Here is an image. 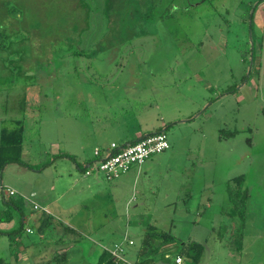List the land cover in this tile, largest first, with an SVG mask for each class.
<instances>
[{"label": "rangeland", "instance_id": "1", "mask_svg": "<svg viewBox=\"0 0 264 264\" xmlns=\"http://www.w3.org/2000/svg\"><path fill=\"white\" fill-rule=\"evenodd\" d=\"M17 121L0 264L11 244L42 264L64 226L68 264H92L96 240L129 256L148 225L201 240L200 264H264V0H0V137ZM126 129L170 148L117 181L86 175Z\"/></svg>", "mask_w": 264, "mask_h": 264}, {"label": "trees", "instance_id": "2", "mask_svg": "<svg viewBox=\"0 0 264 264\" xmlns=\"http://www.w3.org/2000/svg\"><path fill=\"white\" fill-rule=\"evenodd\" d=\"M24 125L22 121H17V126L14 129H3L0 137V171L8 164H24L22 161L23 145H24ZM156 133L165 132L158 131ZM151 135V134H150ZM136 142H133L134 144ZM87 171V170H86ZM239 177L236 181H240ZM8 203V201H7ZM236 219H239V227H244V213L234 214ZM10 219L9 222H12ZM53 219L50 216L43 218L41 229H50ZM65 227V228H64ZM64 233L58 243H63L60 247H53V253L47 259H44L42 264H68L69 250L79 242V233L69 226H64ZM2 235V234H0ZM12 237V233L7 234ZM66 238V240H65ZM15 244H18V242ZM27 247H24L26 249ZM13 244L9 248L11 255L14 258V263L17 264L20 260L22 251L12 250ZM205 252V246L198 242H183L176 238L171 232L162 231L154 225H148L146 232L141 236L138 246L135 250L134 264H158L159 261L176 264L178 256L183 258V264H200ZM170 257L167 258L166 256ZM2 261V260H1ZM4 264V263H1ZM41 264V263H40ZM92 264H124L122 261L115 258L108 250L102 249L97 254Z\"/></svg>", "mask_w": 264, "mask_h": 264}, {"label": "built area", "instance_id": "3", "mask_svg": "<svg viewBox=\"0 0 264 264\" xmlns=\"http://www.w3.org/2000/svg\"><path fill=\"white\" fill-rule=\"evenodd\" d=\"M170 148L167 135L164 133H155L147 135L134 144L118 148L116 144H112L109 151L101 156L100 151L96 150L95 155L97 160L91 163L87 167L86 175H103L108 181H116L128 174L136 168L141 166L151 157L161 154ZM9 196H15L17 194L13 189H7L3 183H0V198ZM34 209H40L38 205L34 206ZM128 241L130 246L134 245L133 240L124 239ZM115 258L124 262L126 256L124 254V248L122 244H116L114 248H106ZM167 258L170 256L167 255ZM176 264H183V258L178 256L176 258Z\"/></svg>", "mask_w": 264, "mask_h": 264}, {"label": "crops", "instance_id": "4", "mask_svg": "<svg viewBox=\"0 0 264 264\" xmlns=\"http://www.w3.org/2000/svg\"><path fill=\"white\" fill-rule=\"evenodd\" d=\"M3 130V129H2ZM162 131H164V130H161V132ZM152 131H147L146 133H144L143 135H135V134H131L130 133V131L128 130V129H126L125 131H122V132H120V134L118 135V137L115 139V140H112L111 141V143L110 144H108L106 141H101V143H102V145H104L105 146V148H103L102 150L99 148V147H97L96 149H95V152H96V150H99L100 151V154H101V156H103V155H105L108 151H109V149H110V147H111V145L112 144H116L117 146H118V148H121V147H124V146H128V145H130V144H132L133 142H137V141H139V140H141L142 138H144L145 136H147V135H150V134H155L156 132H158V131H156V132H154L153 131V133H151ZM96 156V155H95ZM97 157V156H96ZM98 159V158H97ZM91 163H89L88 164V166L90 165ZM7 168V167H6ZM6 168H4L3 170H5ZM138 170V169H137ZM137 170L136 169H134V170H132L131 172H129L128 174H126V175H134V174H136L135 172H137ZM138 171H140V170H138ZM138 174H139V172H138ZM92 176H95V178L97 179V182L99 181L100 182V175H98V176H96V175H92ZM125 176V175H124ZM123 176V177H124ZM95 179V180H96ZM121 179V178H120ZM128 180H129V178H127ZM119 180V179H118ZM117 181V180H116ZM122 182H127V181H123L122 180ZM3 185H4V183H3ZM120 185H121V188H119V189H122V184L120 183ZM17 195V194H16ZM15 195V196H16ZM44 194L43 193H41V194H39L38 193V195L36 194V192L34 191V192H32L31 194H30V196H34V197H37V196H43ZM12 197H14V196H12ZM23 198V197H22ZM24 199V198H23ZM0 200L1 201H3L4 203L6 202V198L5 197H1L0 198ZM25 200H27L28 201V198H26ZM35 205H38V204H34V206ZM39 206V205H38ZM40 207V206H39ZM233 207H231L230 209H228V211H227V213H226V215H227V217H229V218H233V219H236V218H234V216L232 215V209ZM213 223H211L212 225H211V227H212V229L215 227V221H212ZM229 225L231 226V227H235L236 225H233V224H231L230 222H229ZM145 232H146V230H145ZM144 232V233H145ZM143 233V234H144ZM142 234V235H143ZM125 238H127V237H125ZM124 238V239H125ZM186 239L187 240H183V239H181V241H183V242H191V241H194V242H200L201 240H198V239H193L191 236H189L188 238L186 237ZM131 240H133L134 241V246H133V251H131L130 253H129V256H128V254L126 255L125 254V250H124V254H125V256H126V258L127 259H129L130 260V263L131 264H134V262H135V250H136V247L138 246H136V243H137V241L135 240V239H131ZM180 240V239H179ZM92 243L98 248V251H99V253L101 252V250L103 249V247H106V248H114V246L116 245V244H118V243H115L114 244V246L113 245H111V244H109V243H105L103 240H96V241H92ZM113 246V247H112ZM132 247V246H131ZM160 262V261H159ZM163 262V261H162Z\"/></svg>", "mask_w": 264, "mask_h": 264}, {"label": "water", "instance_id": "5", "mask_svg": "<svg viewBox=\"0 0 264 264\" xmlns=\"http://www.w3.org/2000/svg\"><path fill=\"white\" fill-rule=\"evenodd\" d=\"M162 132H164V131H162ZM158 264H170V263L160 261V262H158Z\"/></svg>", "mask_w": 264, "mask_h": 264}]
</instances>
